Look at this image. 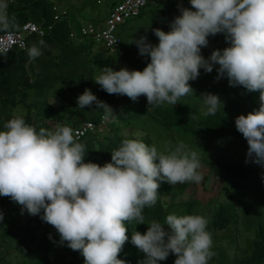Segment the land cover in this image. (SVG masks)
Segmentation results:
<instances>
[{"label": "clouds", "instance_id": "obj_1", "mask_svg": "<svg viewBox=\"0 0 264 264\" xmlns=\"http://www.w3.org/2000/svg\"><path fill=\"white\" fill-rule=\"evenodd\" d=\"M178 4L179 15L169 30L153 29L158 43L147 36L133 43L149 62L143 70L105 66L92 80L109 95L127 96L133 102L145 96L150 107L176 105L194 95L190 81L200 70L229 86L259 93V108L235 118L236 130L247 141L245 163L264 167V0H189ZM15 27L7 0H0V31ZM223 34L228 44L208 58L202 48L209 37ZM44 41L27 49L30 60L43 55ZM204 115H215L223 105L219 96H199ZM113 109L86 88L77 106ZM139 136V134H136ZM85 145L73 129L56 125L37 128L14 112L0 130V196L9 198L30 216L39 215L59 234V243L79 252L84 264H127L118 258L129 241L128 224H145L144 209L154 207L161 183L173 186L200 183V159L183 143L167 152L158 151L139 138H125L102 166L85 162ZM4 219L0 211V222ZM208 219L202 215L169 214L164 223L146 224L145 233H131V243L144 254L138 264H160L169 254L174 264H208L215 255Z\"/></svg>", "mask_w": 264, "mask_h": 264}, {"label": "rangeland", "instance_id": "obj_2", "mask_svg": "<svg viewBox=\"0 0 264 264\" xmlns=\"http://www.w3.org/2000/svg\"><path fill=\"white\" fill-rule=\"evenodd\" d=\"M113 1L99 0L97 4L96 0H82L81 7H92L94 2L97 10L103 12ZM178 4L191 7L189 0H163L160 4L150 6L156 10L161 6L178 7ZM70 5L68 11L75 6L72 2ZM157 15L164 18V27L160 29L168 31L166 15ZM88 22L92 23L84 15L81 21L74 24L71 35L88 40L79 31ZM216 36L228 46L223 34ZM90 44L94 45L92 42ZM95 50L107 54L99 47ZM209 79L212 89L216 84L221 88V95L213 90L211 93L219 96L223 105L218 111L225 116L235 119L257 107L258 92L249 93L243 87H231L227 78L217 81L216 76L211 75ZM186 103L179 101L174 106L164 104L150 107L143 96L136 102L131 100V105L121 109L122 127L125 132H131V138L155 145L161 152H167L183 143L189 151H195L199 156V171L203 177L200 183H178L173 186L161 183L157 202L162 213L165 218L169 214H197L208 219V230L213 240L212 251L215 253L208 264H264V167L245 163L247 141L232 134L185 132L172 119L160 116L169 107L192 108L198 117L207 116L204 115L205 109L200 101L190 106H186ZM14 204L9 198L0 196V211L4 215L0 222V264H32L33 257L27 249L34 250L36 255L45 257L53 264H84V258L79 252L59 243V234L52 226L25 245L26 240L19 230L12 233L10 228L12 218L9 215L16 212ZM148 209L146 207L144 210L145 224H135L131 233L135 230L145 233L148 227L146 224L158 221L148 214ZM164 221L158 222L163 224ZM143 258L141 252L139 259ZM175 258L169 254L160 264H174Z\"/></svg>", "mask_w": 264, "mask_h": 264}, {"label": "crops", "instance_id": "obj_3", "mask_svg": "<svg viewBox=\"0 0 264 264\" xmlns=\"http://www.w3.org/2000/svg\"><path fill=\"white\" fill-rule=\"evenodd\" d=\"M162 1L147 0L137 17L124 20L118 25L122 53L110 55L97 53L95 48L104 49L96 44L91 45L89 40L77 35L72 36L71 33L74 24L81 21L84 15L93 24L101 25L111 5L105 12H101L97 10L94 2L92 7L82 8V0H7L8 13L15 17V27L10 30H17L20 24L26 21L35 22L41 25L44 34L38 39L28 36L27 44L31 47L44 41L48 47L44 48L43 55L35 60H30L26 52L15 49L0 54V130H3V123L10 119L14 112L22 114L26 122L34 125L37 130L40 127L54 129L60 122L78 124L84 119L95 118L104 111L95 109V105L85 109L77 106V97L88 88L99 100L113 109L115 116L109 118L106 131L88 133L79 142L86 148L85 162L91 161L101 166L110 162V152L116 149L123 139L129 136L131 138V132H125L121 123V109L131 105V99L127 96L109 95L92 78L99 73V68L105 66L114 70L121 67L143 70L149 58L139 55L138 48L133 43L134 38L147 36L151 43L157 44L158 38L154 37L152 30L162 28L165 24L164 18L158 17L157 14L166 15L168 22L180 14L178 7L161 6L155 10L150 6ZM71 2L75 6L70 12L67 7ZM96 2L98 4L99 0ZM60 9L66 11L65 15L54 19V14ZM208 39V46L201 50L205 58H208L213 50L226 47L220 37L210 36ZM216 67L218 66H214L211 73H205L201 69L200 76L195 81H190L194 95L185 96L180 102H187L186 106L197 104L198 101L201 102V93H211L212 90L221 95V88L215 83L217 88L212 89L209 79L211 75L217 76ZM14 206L16 212L9 215L12 218L10 228L12 233L19 230L26 240L25 245L39 233L50 229L51 225L43 222L39 215L30 216L26 211L22 214L21 207L17 204Z\"/></svg>", "mask_w": 264, "mask_h": 264}, {"label": "built area", "instance_id": "obj_4", "mask_svg": "<svg viewBox=\"0 0 264 264\" xmlns=\"http://www.w3.org/2000/svg\"><path fill=\"white\" fill-rule=\"evenodd\" d=\"M146 3L147 0H117L108 9L101 25L85 23L79 29L80 34L93 44L101 46L107 53L119 55L122 53V45L117 32L118 25L124 20L137 17ZM64 13V9H60L54 14V19ZM43 34L44 30L41 25L31 21L23 22L17 30L2 31L0 32V54L8 53L14 49L27 54V49L30 46L27 44L26 38L34 36L38 39ZM108 123L109 119H105V113H100L95 118L84 119L78 124L60 122V125L70 126L77 140L80 141L88 133L106 131Z\"/></svg>", "mask_w": 264, "mask_h": 264}, {"label": "trees", "instance_id": "obj_5", "mask_svg": "<svg viewBox=\"0 0 264 264\" xmlns=\"http://www.w3.org/2000/svg\"><path fill=\"white\" fill-rule=\"evenodd\" d=\"M259 94V93H258ZM260 102L255 109L259 108ZM247 110V115L249 112L253 111ZM160 116L165 119H172L178 126L185 132L190 133H203L206 131H211L218 134H232L235 137L246 141L242 134H240L235 127V119L225 116L220 111H217L215 115H207L205 118L198 117L195 110L192 108L169 107L164 109ZM145 210V209H144ZM148 214L155 217L158 221L163 222L165 220L162 209L157 202L154 207L148 209ZM135 223L128 224V236L129 241L125 243L123 251L120 253V259H123L127 264H138L139 254L141 253L132 243H131V230L134 229ZM31 252L33 257L32 264H53L49 262L45 257L36 255L34 250L27 249ZM65 264V263H64Z\"/></svg>", "mask_w": 264, "mask_h": 264}]
</instances>
